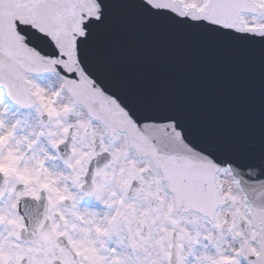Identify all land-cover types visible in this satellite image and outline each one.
<instances>
[{"label":"snow or ice","instance_id":"snow-or-ice-1","mask_svg":"<svg viewBox=\"0 0 264 264\" xmlns=\"http://www.w3.org/2000/svg\"><path fill=\"white\" fill-rule=\"evenodd\" d=\"M0 264H264V0H0Z\"/></svg>","mask_w":264,"mask_h":264},{"label":"water","instance_id":"water-1","mask_svg":"<svg viewBox=\"0 0 264 264\" xmlns=\"http://www.w3.org/2000/svg\"><path fill=\"white\" fill-rule=\"evenodd\" d=\"M197 75L206 84H209V89L204 99L210 100L212 97L216 95L215 89L212 87V85L215 84V81L213 80V73H211L208 70H202L200 73H197ZM225 94H227V90H225Z\"/></svg>","mask_w":264,"mask_h":264}]
</instances>
